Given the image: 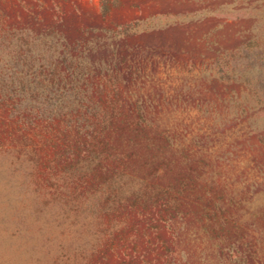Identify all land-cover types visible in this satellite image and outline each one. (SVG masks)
I'll return each instance as SVG.
<instances>
[{"label": "rangeland", "instance_id": "obj_1", "mask_svg": "<svg viewBox=\"0 0 264 264\" xmlns=\"http://www.w3.org/2000/svg\"><path fill=\"white\" fill-rule=\"evenodd\" d=\"M0 264H264V0H0Z\"/></svg>", "mask_w": 264, "mask_h": 264}]
</instances>
